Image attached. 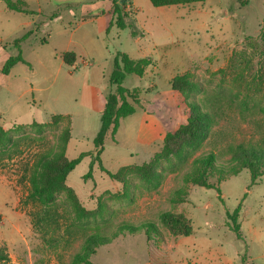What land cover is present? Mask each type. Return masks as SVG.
I'll return each instance as SVG.
<instances>
[{"label": "rangeland", "instance_id": "obj_1", "mask_svg": "<svg viewBox=\"0 0 264 264\" xmlns=\"http://www.w3.org/2000/svg\"><path fill=\"white\" fill-rule=\"evenodd\" d=\"M23 2L38 14L0 1V69L18 54L13 40L32 31L21 42L30 66L0 73V127L15 141L10 158H0V264H72L94 233L117 237L96 248L92 264H264V175L252 182L245 168L221 181L214 174L209 181L220 194L184 181L200 155L214 153L217 165L229 167L239 145L264 146V0L162 7L119 0L133 26L125 29L109 28L111 16H102L112 0ZM48 19L55 21L50 38ZM27 21L32 24L24 27ZM66 48L87 56L67 65L56 53ZM120 52L152 63L143 77L131 74L123 82L141 102L106 138L101 162L113 178L95 160L100 103L89 104L85 86L93 84L106 100L115 91L109 73ZM177 76L187 80L180 91L172 87ZM195 102L215 115V126L199 149L166 154V133L186 123ZM67 129L66 157L90 155L42 206L29 198L31 170L40 155L58 150ZM179 190L184 202H173ZM239 203L242 238L227 215ZM164 212L184 216L194 233L177 237L161 220ZM147 223L157 231L120 230Z\"/></svg>", "mask_w": 264, "mask_h": 264}, {"label": "trees", "instance_id": "obj_2", "mask_svg": "<svg viewBox=\"0 0 264 264\" xmlns=\"http://www.w3.org/2000/svg\"><path fill=\"white\" fill-rule=\"evenodd\" d=\"M0 1H4L7 8L10 10L30 16L38 14L35 11L28 10L23 0H18L19 4L13 0ZM205 1L206 0H150L152 5L156 7L189 5L193 3H203ZM128 15V12L123 7L114 2L113 20L110 22L109 28L113 26H117L120 29L133 28V26L127 22ZM31 34L32 31H27L21 37L13 40V45L17 48L18 54L8 57L0 69L1 74H10L12 68L19 63L30 66V63L25 60L22 55L21 42L28 39ZM132 34L136 35L134 30H132ZM43 43H47V41H43ZM61 58L65 64L72 66L76 63L78 56L74 51H66L61 53ZM151 63V58L143 57L135 59L124 52L118 53L113 61V69L109 76V83L115 87V91L109 93L106 97L105 105L100 116V127L93 139L95 160L101 165V170L113 178H116L115 175L105 169L101 162V154L104 151L106 138L109 134L113 137L117 134L121 120L134 114L137 110V106H140L141 102L138 90H130L124 87L123 82L126 76L131 74L143 77L146 67ZM185 84H187V80L182 76H177L172 81V87L177 91L183 90ZM190 107L192 111L186 123L182 124L177 130L166 133L164 137V150H166V154L174 153L175 156L182 157L186 149H199L204 140L209 136L211 129L215 126V115H211L209 112L204 111L201 105L196 102L192 103ZM70 138L71 130L67 129L57 145L58 150L52 153H43L32 167L29 178V198L42 206H48L53 202L55 194L64 188L68 175L86 156L90 155L89 152H82L78 157L68 159L65 152L66 145ZM175 143L179 145L177 148L173 149ZM14 146L15 141L10 133L0 127V158L4 156L5 158H10L9 154ZM239 146V151L237 152L238 156H233L230 159L232 163L229 167L217 165V156L214 153L198 156L194 160L191 170L184 175V181L207 189L214 188L220 194L219 186L211 183L209 181L210 177L215 174L218 176V180L221 181L227 176L238 175L241 169L245 168L250 171L251 181L255 182L258 177L264 175V146L258 149L256 147H246L244 145ZM91 174L92 163L86 177L91 176ZM184 192L183 190L177 191V198L173 199V202H184L182 198ZM241 208L242 203H239L232 213H227L228 218L232 221L230 228L236 233L238 238H242L241 226L238 222ZM160 217L163 223L176 236H188L193 232L192 222L190 224L189 220L184 216L164 212ZM142 228L157 231L153 223H147L142 226L124 225L120 227V230L127 229L135 233ZM116 237V233L111 237L102 233L88 235L84 239L80 251L75 254L72 264H92L88 258L96 252V248L111 242V240ZM243 261L246 262L245 257H243Z\"/></svg>", "mask_w": 264, "mask_h": 264}, {"label": "crops", "instance_id": "obj_3", "mask_svg": "<svg viewBox=\"0 0 264 264\" xmlns=\"http://www.w3.org/2000/svg\"><path fill=\"white\" fill-rule=\"evenodd\" d=\"M27 2L29 1V0H26ZM114 2H116L118 5H120L121 7H122V5H121V2H119V0H112V3H111V5L109 6V8H108V10L107 11H104L102 14V16H104V15H108V16H111V19H110V21H109V24H110V22L113 20V3ZM129 5L131 6V8H132V10H133V12L132 13H134V15L136 14V9H135V6H134V3L133 2H131V1H129ZM86 11V10H85ZM82 15H84V14H82ZM84 16H86V15H84ZM83 16V17H84ZM101 16V17H102ZM99 17L100 16H97V17H95V18H92L91 19V21H94V20H96V19H99ZM56 20H57V18H56ZM55 21H54V19H48V22H47V24H48V26H47V28H48V30H49V36H48V38H50V29H51V25L54 23ZM30 24H32L31 23V21H27V22H25L24 23V27L25 26H28V25H30ZM114 27V26H113ZM112 28V27H111ZM71 36L73 37L74 36V33L72 32L71 33ZM48 38H47V40H48ZM69 48H66V49H64V50H60L59 52L57 51L56 53H58L59 55H61V53H63V52H66V51H70V50H68ZM79 53V52H78ZM78 53H76V55L78 56V58H80V59H85L86 57L85 56H87L86 54H83V52H80L79 54ZM82 53V54H81ZM140 58H143V57H140ZM135 59H137V58H135ZM112 71V70H111ZM111 71H110V73H111ZM109 73V74H110ZM32 89L33 88H30V91H32ZM85 97H87V99H89V104L91 105V106H94V104L95 103H100L99 105L100 106H98L99 108V112H100V116H101V112H102V110H103V108H104V105H105V98L103 97V98H101L100 99V97L99 96H97L98 94L99 95H102V93L103 92H100V91H98L97 90V87L96 86H94L93 84H91V83H89L88 82V84H87V86H85ZM99 98V99H98ZM193 224V223H192ZM194 233V227H193V232H192V234ZM191 235V234H190ZM189 236V235H188ZM177 237H179V236H177ZM176 237V238H177Z\"/></svg>", "mask_w": 264, "mask_h": 264}]
</instances>
